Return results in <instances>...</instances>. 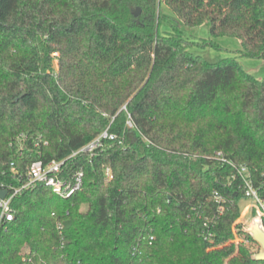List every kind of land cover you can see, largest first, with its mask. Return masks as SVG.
<instances>
[{"label": "trees", "instance_id": "obj_1", "mask_svg": "<svg viewBox=\"0 0 264 264\" xmlns=\"http://www.w3.org/2000/svg\"><path fill=\"white\" fill-rule=\"evenodd\" d=\"M204 24L264 58V0H0V182L117 136L65 162L61 178L83 171L70 198H13L0 264H264L228 243L243 194L229 162L264 173V78L192 54L183 28Z\"/></svg>", "mask_w": 264, "mask_h": 264}, {"label": "built area", "instance_id": "obj_2", "mask_svg": "<svg viewBox=\"0 0 264 264\" xmlns=\"http://www.w3.org/2000/svg\"><path fill=\"white\" fill-rule=\"evenodd\" d=\"M127 124L131 126L130 122H127ZM25 136V134H20L17 137L18 148L16 152L19 156L21 155L22 142L23 139L26 138ZM37 138L39 139L40 137L38 136ZM116 138L117 136L114 133H110L108 128H105L89 142L60 160L52 159L47 162L42 159L32 160L27 166L24 176L15 178V180H17L16 184L0 182V190L6 192L4 197H0V229L4 228L6 224L13 219V209L11 206L13 198L36 184H43L49 187L51 191L61 199H68L75 192L79 191L83 184V171L78 169L70 173L68 177L61 178L64 172L63 166L65 162L79 155H86L89 159H92L103 150L106 141L115 140ZM43 144L46 145V142ZM229 165L234 169L232 177H237L239 179V187L243 192L240 201L244 202V206L240 209L239 216L243 210L244 213L242 215L243 219L238 220V216L231 224L230 229L233 238L230 239L228 243H233L235 246L239 244L247 246L246 244L249 241L252 243H254V241L246 233V229L248 228L245 225L247 219L245 218L246 215H248L251 220L253 218L262 219L264 224V197L260 193V191H264V173L255 184L246 165H235L232 162H229ZM11 167L14 169L13 163H11ZM105 175L108 179L112 177L108 167L105 168ZM211 198L217 204V213L221 214L225 208V199L216 190L212 191ZM56 230L59 235L60 243L63 244L64 236L60 222L56 223Z\"/></svg>", "mask_w": 264, "mask_h": 264}, {"label": "rangeland", "instance_id": "obj_3", "mask_svg": "<svg viewBox=\"0 0 264 264\" xmlns=\"http://www.w3.org/2000/svg\"><path fill=\"white\" fill-rule=\"evenodd\" d=\"M164 10H166L164 12L167 13L165 7ZM170 28V25L163 21L159 26V31L164 33V31H169ZM183 36L191 43L188 50L192 54L200 55L211 62H216L221 58L229 56L235 57L250 74L256 78H264V58H252L241 54V45L237 39L230 37L211 38L208 24L196 28H183ZM209 42H213L214 45L209 44ZM54 65L56 66V64ZM239 206L242 209L244 202L240 201ZM243 213L244 210L241 212L238 220L243 219ZM245 218H247L245 225L249 227L252 220L249 219L248 215H246ZM246 245L252 251V254L258 251V245L256 243L249 241Z\"/></svg>", "mask_w": 264, "mask_h": 264}, {"label": "water", "instance_id": "obj_4", "mask_svg": "<svg viewBox=\"0 0 264 264\" xmlns=\"http://www.w3.org/2000/svg\"><path fill=\"white\" fill-rule=\"evenodd\" d=\"M140 13V9L137 7L133 15L138 16ZM20 94L15 101H17L21 96ZM6 194L5 191L0 190V197H4ZM246 233L249 237L258 245V251L251 255L252 260L261 261L264 260V224L262 219L253 218L249 227L246 229Z\"/></svg>", "mask_w": 264, "mask_h": 264}]
</instances>
